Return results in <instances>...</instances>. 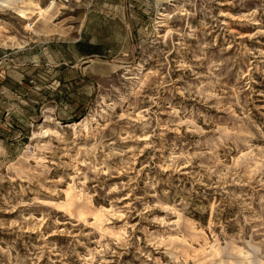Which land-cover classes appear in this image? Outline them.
<instances>
[{
    "label": "rangeland",
    "instance_id": "374dc122",
    "mask_svg": "<svg viewBox=\"0 0 264 264\" xmlns=\"http://www.w3.org/2000/svg\"><path fill=\"white\" fill-rule=\"evenodd\" d=\"M1 56L0 264H264V0H0Z\"/></svg>",
    "mask_w": 264,
    "mask_h": 264
},
{
    "label": "crops",
    "instance_id": "0c3cea01",
    "mask_svg": "<svg viewBox=\"0 0 264 264\" xmlns=\"http://www.w3.org/2000/svg\"><path fill=\"white\" fill-rule=\"evenodd\" d=\"M97 49L102 52L104 51V49H99L98 47ZM96 55L97 54H93L89 56H96ZM79 57H87V56H78L77 59L70 56L69 59L71 60H69L68 62H75L79 60ZM9 62H12V60L4 56L0 57V103L4 104V101L1 100V98L3 97L2 95L4 94L20 102H22L21 98H25V97L27 100L31 101L30 97H34L35 94H39V93H35L33 91L34 88V86L32 85L33 81L30 79L29 72L27 70L24 71V69L26 68H21L18 65L14 63L10 64ZM26 106L24 108L22 107L21 110L26 109L25 110L26 112L28 110H31L30 107L28 108ZM10 110L12 111L13 109L11 108ZM15 111H17V109H15ZM12 116L15 117V115Z\"/></svg>",
    "mask_w": 264,
    "mask_h": 264
},
{
    "label": "bare ground",
    "instance_id": "6f19581e",
    "mask_svg": "<svg viewBox=\"0 0 264 264\" xmlns=\"http://www.w3.org/2000/svg\"><path fill=\"white\" fill-rule=\"evenodd\" d=\"M161 15L164 16V17L167 16L166 13H161ZM137 66H141V64H138ZM141 67H142V66H141ZM128 71H129V70H128ZM125 75H127V76H125L126 79H135V78H136V76L133 75V74L125 73ZM50 119H51V121L53 120L52 117H50V116H48V115H44V116H43V122H49ZM86 119H87V117L84 118V119H82V120H80V121L76 120V121H73V122H71V123L68 122V123L66 124V126L69 127V128L71 127L73 130H77V131H79V132H84L83 135H85V136L92 135L94 132L97 131V129H96V127L93 128V129H91L90 127H88L87 123L83 122V121L86 120ZM89 121H90V122H91V121H94L95 124H96V126L98 125V120L95 119L94 117H91ZM47 132H48V130H44V131H43L44 134H46ZM56 133H57V132H56ZM57 134H58V133H57ZM35 137H37V135H36V133H33V137H32V139L35 138ZM39 160H41V158H40Z\"/></svg>",
    "mask_w": 264,
    "mask_h": 264
},
{
    "label": "trees",
    "instance_id": "16d2710c",
    "mask_svg": "<svg viewBox=\"0 0 264 264\" xmlns=\"http://www.w3.org/2000/svg\"><path fill=\"white\" fill-rule=\"evenodd\" d=\"M81 44H83V42L77 41L75 43L76 47H81L83 49L81 56H89V55H93V54H97V55L101 56L104 54L102 51H99L97 49L96 45L86 43L85 47H82Z\"/></svg>",
    "mask_w": 264,
    "mask_h": 264
}]
</instances>
